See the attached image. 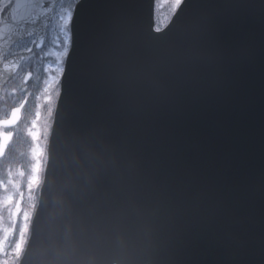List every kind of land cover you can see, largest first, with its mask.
Segmentation results:
<instances>
[{"label":"water","instance_id":"obj_1","mask_svg":"<svg viewBox=\"0 0 264 264\" xmlns=\"http://www.w3.org/2000/svg\"><path fill=\"white\" fill-rule=\"evenodd\" d=\"M59 2L14 0L0 24V94L23 60L7 53L32 37L40 49ZM102 169L149 214L131 264H264V0H183L162 31L154 0L75 5L19 264H88L70 189Z\"/></svg>","mask_w":264,"mask_h":264},{"label":"rangeland","instance_id":"obj_2","mask_svg":"<svg viewBox=\"0 0 264 264\" xmlns=\"http://www.w3.org/2000/svg\"><path fill=\"white\" fill-rule=\"evenodd\" d=\"M166 22L182 0H159ZM77 0L57 8L42 49L31 39L15 46L9 56L23 57L21 71L0 97V121L22 107L0 161V264H13L24 247L46 164V147L59 94V80L69 49L68 18ZM13 0H0V23ZM53 37H56L55 41ZM30 75V77H28ZM4 133L0 128V136Z\"/></svg>","mask_w":264,"mask_h":264},{"label":"snow or ice","instance_id":"obj_3","mask_svg":"<svg viewBox=\"0 0 264 264\" xmlns=\"http://www.w3.org/2000/svg\"><path fill=\"white\" fill-rule=\"evenodd\" d=\"M81 3L83 0H77L76 6ZM71 23L69 15V39ZM80 181L83 187L78 193L74 188L70 191L77 203L76 223L83 231L81 250L88 256V264H131V258L138 254L137 234H147V210L136 194L106 169L81 177Z\"/></svg>","mask_w":264,"mask_h":264},{"label":"trees","instance_id":"obj_4","mask_svg":"<svg viewBox=\"0 0 264 264\" xmlns=\"http://www.w3.org/2000/svg\"><path fill=\"white\" fill-rule=\"evenodd\" d=\"M159 0H157V5H156V16H157V25L160 27H163L165 22L163 21L164 15H163V8L165 7H160L159 6ZM15 264V262H13Z\"/></svg>","mask_w":264,"mask_h":264},{"label":"bare ground","instance_id":"obj_5","mask_svg":"<svg viewBox=\"0 0 264 264\" xmlns=\"http://www.w3.org/2000/svg\"><path fill=\"white\" fill-rule=\"evenodd\" d=\"M202 15V14H201ZM174 238H176V239H178L179 240V242L177 243V247H181V246H183V240L185 239V238H187L186 237V233L184 232L183 233V235H181L180 233L179 234H177V235H172ZM197 243V241H195V242H192V244H196ZM183 248H185V246L183 247Z\"/></svg>","mask_w":264,"mask_h":264}]
</instances>
